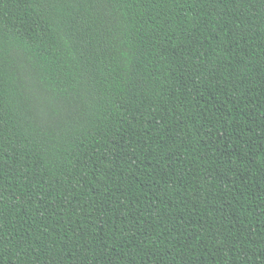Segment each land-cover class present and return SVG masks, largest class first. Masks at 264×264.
<instances>
[{"label": "trees", "instance_id": "trees-1", "mask_svg": "<svg viewBox=\"0 0 264 264\" xmlns=\"http://www.w3.org/2000/svg\"><path fill=\"white\" fill-rule=\"evenodd\" d=\"M0 264H264V0H0Z\"/></svg>", "mask_w": 264, "mask_h": 264}]
</instances>
